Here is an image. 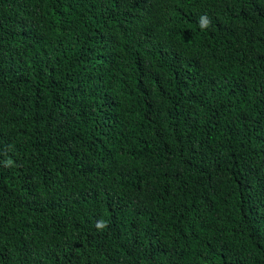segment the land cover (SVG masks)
<instances>
[{
    "label": "trees",
    "instance_id": "obj_1",
    "mask_svg": "<svg viewBox=\"0 0 264 264\" xmlns=\"http://www.w3.org/2000/svg\"><path fill=\"white\" fill-rule=\"evenodd\" d=\"M0 264H264V0H0Z\"/></svg>",
    "mask_w": 264,
    "mask_h": 264
}]
</instances>
